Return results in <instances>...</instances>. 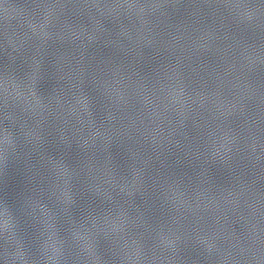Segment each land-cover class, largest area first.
<instances>
[{
  "label": "water",
  "instance_id": "1",
  "mask_svg": "<svg viewBox=\"0 0 264 264\" xmlns=\"http://www.w3.org/2000/svg\"><path fill=\"white\" fill-rule=\"evenodd\" d=\"M0 264H264V0H0Z\"/></svg>",
  "mask_w": 264,
  "mask_h": 264
}]
</instances>
